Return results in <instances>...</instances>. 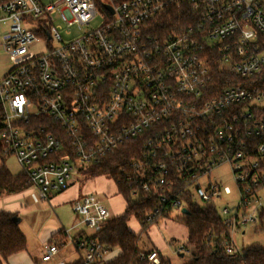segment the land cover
I'll return each mask as SVG.
<instances>
[{"label":"built area","instance_id":"obj_1","mask_svg":"<svg viewBox=\"0 0 264 264\" xmlns=\"http://www.w3.org/2000/svg\"><path fill=\"white\" fill-rule=\"evenodd\" d=\"M172 10L177 24L157 28ZM0 26V56L11 61L0 62V159L16 160L37 201L129 143L141 148L119 168L131 199L160 193L159 206L173 213L188 210L173 192L178 183L200 204L230 194L209 178L228 165L240 203L221 214L230 232L224 247L241 253L234 234L263 212L264 0H0ZM62 28L77 35L67 41ZM38 44L45 50L34 54ZM74 211L94 235L65 230L42 263L72 245L84 264H106L110 250L97 235L109 210L86 194ZM159 215L154 209L146 222ZM140 257L160 263L153 249Z\"/></svg>","mask_w":264,"mask_h":264},{"label":"trees","instance_id":"obj_2","mask_svg":"<svg viewBox=\"0 0 264 264\" xmlns=\"http://www.w3.org/2000/svg\"><path fill=\"white\" fill-rule=\"evenodd\" d=\"M180 14L177 11H170L166 17H162L156 27L167 29L177 24ZM158 34V33H157ZM139 143H129L114 155L108 158L100 166L92 167L88 174L92 178H110L117 187V192L126 202V209L123 215L110 218L103 225L102 231L97 238L113 252L120 251V255L106 264H151L141 259V254L156 250L160 256L159 264H172L162 252L151 247L150 231L163 220L173 221L183 226L187 231V238L181 247L186 249L183 256H188L190 264H264V247L252 245L245 248L240 254L228 255L224 243L230 237V232L224 226L221 215L218 212L216 203H197L193 200V194L189 191L180 193L178 183L174 194L179 195L185 201L188 214L179 213V217H173V211L166 207L159 206L160 193L143 194L139 201H133L130 197V189L119 174V168L125 166L129 161L137 157L140 152ZM28 177L23 173L17 176L12 175L5 163L0 166V194H16L28 189ZM160 209L158 219L150 224L146 217L154 209ZM15 215L0 211V264L6 262L11 256L26 251L27 241L19 225L13 222ZM135 219L140 226V232L135 233L130 228V221ZM260 220L264 222V211L260 214ZM264 228L260 227V231ZM146 234L150 240L145 244L146 250L142 249V235ZM177 242L171 239L170 244ZM147 244V245H146ZM181 252V251H180ZM75 264H84L79 260Z\"/></svg>","mask_w":264,"mask_h":264},{"label":"crops","instance_id":"obj_3","mask_svg":"<svg viewBox=\"0 0 264 264\" xmlns=\"http://www.w3.org/2000/svg\"><path fill=\"white\" fill-rule=\"evenodd\" d=\"M16 162V161H15ZM1 162L0 166L2 165ZM17 163V162H16ZM19 166V165H18ZM8 169V168H7ZM9 170V169H8ZM10 172V171H9ZM11 173V172H10ZM22 173V170L14 174V176ZM12 174V173H11ZM13 175V174H12ZM97 177L96 179H100ZM98 181V180H97ZM104 185L107 181L99 180ZM115 198H119L123 204V213L126 209V202L123 197L117 192V187L114 182ZM97 189L98 186H97ZM96 190V182L93 181L89 187L85 189L80 187L79 183L75 182L68 190L53 195L49 201H37L33 195L31 189H26L20 193L8 194L5 193L4 201L0 204V211H5L13 214L21 219L19 228L22 231L27 241V250L17 253L11 256L4 264H58L64 262L67 264L68 260L74 261L75 264L81 260L84 256V252L70 245L67 247H61L59 253L52 259L51 262L42 263L41 259L50 244H56L64 241V231L67 228L77 227L75 234H82L87 237H91L86 231L81 229V221L77 222V219L82 218L74 211V203L80 200L84 195L93 193ZM3 194V193H2ZM99 201V200H98ZM100 202V201H99ZM101 203V202H100ZM102 204V203H101ZM70 206V207H69ZM121 216V215H120ZM82 220V219H81ZM129 225L135 226V230L131 229L135 233L140 232V226L135 219H132ZM25 227V230H24ZM131 228V227H130ZM173 229L180 230L181 239L184 241L187 238V231L183 226H180L173 221L163 220L161 226H154L150 233L157 229ZM243 232L242 234H244ZM94 235V234H93ZM92 235V236H93ZM171 239H179L172 236ZM179 241V240H177ZM71 249L70 253L64 254L62 249ZM156 248V247H155ZM157 249V248H156ZM116 251V250H115ZM109 252L106 257V262H109L120 255V252ZM79 255L78 260L75 257ZM74 257V258H73ZM70 264V263H69Z\"/></svg>","mask_w":264,"mask_h":264},{"label":"rangeland","instance_id":"obj_4","mask_svg":"<svg viewBox=\"0 0 264 264\" xmlns=\"http://www.w3.org/2000/svg\"><path fill=\"white\" fill-rule=\"evenodd\" d=\"M44 3L49 4V3H53L55 2V0H43ZM98 22H102V18L99 16L98 20L96 21ZM57 25H60V23H57ZM95 25V24H94ZM97 25V24H96ZM3 29H5L4 26H0V31H3ZM74 34H72V36H68L65 34L66 28H62L60 31L62 33V37L67 40L70 41L72 40L73 37H75L77 35V29H71ZM0 35V39H1ZM45 50V46L42 44H38L33 50L32 52L34 54H38L40 52H43ZM0 62L3 65L2 67L4 68L7 65L11 64V61L8 57L6 56H0ZM3 161V163H5L6 167L9 169V171L14 175L15 173H17L18 171H20V167L18 166V164L15 162L16 160L11 157V158H7L5 160H1L0 159V164ZM210 181L211 182H216L219 183L223 188L227 187L230 189V194H223L222 197L215 202L218 212L221 215L224 209H234L236 207H238L239 203H240V193H239V189L238 186L235 182V179L233 177V173L231 168L228 165H222L219 166L217 168H215L214 170L211 171L210 174ZM75 180L77 183H79L80 187L82 188H86L89 187L93 181L96 182V190L93 193H89V194H93L95 195V197L102 203L103 206H105L110 214H111V218L114 217H118L120 215H122L123 213V204L122 202H120L119 198H115V196H111L114 195L115 193V187L113 185V181L110 178L107 177H101L100 179H96V178H92L89 176V174L87 173V171H85L84 173L81 174H77L75 175ZM98 180V181H97ZM99 180H105L107 181V183L104 185L101 183V181ZM209 183V179L208 176H205L204 178H202L200 180V185L201 187H203L204 189L207 188ZM97 186L99 189H97ZM5 193L0 194V204L4 201V197H5ZM258 196L261 199V203H262V208L264 211V187L260 188L258 191ZM70 207V206H69ZM252 209V208H251ZM173 217H179L180 214L177 211H174ZM77 219L78 223L79 221H81L82 218ZM162 225V221L156 225V226H161ZM262 226L261 220H260V216L258 219V222L255 224H250L247 228L244 229V234L243 231L241 232H236L234 234V240L236 243V247L237 250L242 252L245 248L252 246V245H261L264 247V229L262 231L258 230L260 229V227ZM131 229L135 230V226L130 225ZM70 229V228H67ZM81 229L86 231L88 235L92 236L94 234V231L89 228L88 226H81ZM25 230V227H24ZM175 236L179 239V241L175 242L173 245L170 244L171 241V237ZM150 238H151V247H156L158 250H160L163 254V256L169 260L172 264H190L191 260L188 256H182V252L180 250L182 244L184 243V240L181 239V235H180V230H173V229H157L156 231H153L150 233ZM150 238L146 235L143 234L142 235V239H143V244L141 246L142 249L146 250L145 244L148 240H150ZM147 245V244H146ZM69 251H71V249H62L61 252H64V254L66 253H70ZM120 252L118 249L115 252ZM181 251V252H180ZM74 258V257H73ZM76 260L80 259L79 255H77L75 257ZM74 261H72L71 259L68 260L67 264H72ZM4 264V263H3Z\"/></svg>","mask_w":264,"mask_h":264},{"label":"water","instance_id":"obj_5","mask_svg":"<svg viewBox=\"0 0 264 264\" xmlns=\"http://www.w3.org/2000/svg\"><path fill=\"white\" fill-rule=\"evenodd\" d=\"M105 7H106L109 11H111V12L113 13V9H112L110 6L106 5ZM182 213H184V214H188L189 211H188L187 209H183V210H182ZM13 222H14L16 225H19L20 222H21V219H20L19 217H17V216H14V217H13ZM182 256H183V254H182Z\"/></svg>","mask_w":264,"mask_h":264}]
</instances>
